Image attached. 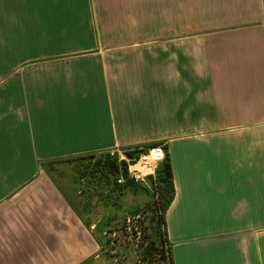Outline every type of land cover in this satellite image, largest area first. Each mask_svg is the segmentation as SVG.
Masks as SVG:
<instances>
[{"label": "crops", "instance_id": "obj_1", "mask_svg": "<svg viewBox=\"0 0 264 264\" xmlns=\"http://www.w3.org/2000/svg\"><path fill=\"white\" fill-rule=\"evenodd\" d=\"M158 144L174 264H264V0H0V264L94 261L63 167Z\"/></svg>", "mask_w": 264, "mask_h": 264}, {"label": "trees", "instance_id": "obj_2", "mask_svg": "<svg viewBox=\"0 0 264 264\" xmlns=\"http://www.w3.org/2000/svg\"><path fill=\"white\" fill-rule=\"evenodd\" d=\"M128 156L134 157L138 155V153L142 152V150L137 149L136 151H129L124 150ZM104 157V160H97L93 163V165L97 167H93V177L97 178L100 176L101 186L104 185L106 187H110L109 190H105L106 192H99L97 194L98 199L100 200H108L113 197H117L118 199V190L121 187V184L118 183V179L120 176L126 178L127 182L125 183L128 187L129 183H132L131 179L128 178V166L125 161H119V156L117 154H103L101 156H96L95 154H91L85 157H80L79 159L85 160V162H92L96 158ZM164 162L159 166L156 175L154 177L150 176L151 178L155 179L156 187L158 188L157 191V199L151 202L147 209L144 211L145 217L141 213H137L140 217L138 220L141 223V243L144 247V250L140 253L142 257L141 261H151L156 258L160 264H174L173 256H172V247L168 238V231H167V224H166V212L170 207L171 203L173 202L175 196L174 190V180H173V171L170 159H164ZM101 164H100V163ZM85 164L84 171H87L89 167V163ZM82 172V173H83ZM86 175V174H85ZM106 179L105 181L103 179ZM114 179V180H112ZM128 183V184H127ZM104 186V187H105ZM100 187V186H99ZM110 193V194H108ZM113 204H118V200L112 201ZM133 215L134 219L135 216ZM121 216H103L96 224V228L92 231V234L98 241L101 247V253L107 249V246L111 243L109 236L108 238L104 235V230L106 227L112 225V222L120 223ZM143 217V218H141ZM82 219L88 228H91L93 223L87 220L84 216ZM112 221V222H111ZM118 221V222H117ZM130 219L126 217L121 226L117 229L121 230L122 232L127 231L129 229ZM107 232V231H106ZM92 261L85 263L90 264Z\"/></svg>", "mask_w": 264, "mask_h": 264}, {"label": "rangeland", "instance_id": "obj_3", "mask_svg": "<svg viewBox=\"0 0 264 264\" xmlns=\"http://www.w3.org/2000/svg\"><path fill=\"white\" fill-rule=\"evenodd\" d=\"M97 160H104V157L96 158L90 163L88 162L89 167L87 171H82L83 173L78 172L72 165H65L62 175L63 177L65 176L68 181L78 183L79 190H83V193L86 188L88 189V185L101 186L100 182L102 178L100 176L97 178L93 177L92 168L97 167L93 165V163ZM86 163L87 162H85V164ZM60 173L61 172L58 170L53 171V174L56 175ZM85 174H87V177L82 178ZM150 176H148L144 182L127 183L129 185L128 187H126L127 185L125 183L127 180H125L119 188L121 193L118 204L110 203L111 205H109L105 202L103 204L104 207L96 204L93 205L92 209H89V212L84 213L86 219L93 221L101 219L104 215L111 217L120 213L119 216H121L119 224L111 221L112 225L104 229L107 231H105L104 235H106L107 238L109 236L111 243L107 246L104 253L97 255L98 257L90 264H160L156 258H153L154 260L151 261H139L142 260L140 253L144 250V247L141 243V223L138 221L140 217L136 214L141 213L145 217L144 211L147 209V206L157 199L158 188L156 187L155 179ZM104 178L105 177H103V179ZM104 180L107 181L106 179ZM133 215H136L135 219ZM126 217L130 219L131 223L129 224V229L122 232L117 228L121 226Z\"/></svg>", "mask_w": 264, "mask_h": 264}, {"label": "built area", "instance_id": "obj_4", "mask_svg": "<svg viewBox=\"0 0 264 264\" xmlns=\"http://www.w3.org/2000/svg\"><path fill=\"white\" fill-rule=\"evenodd\" d=\"M136 151V150H129ZM120 161H125L128 166V178L134 182H144L148 176H155V164L166 158V149L163 144H158L153 148L142 151L134 157L128 156L125 151L114 152ZM125 177L120 176L117 180L119 184L124 183Z\"/></svg>", "mask_w": 264, "mask_h": 264}]
</instances>
